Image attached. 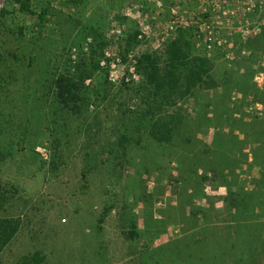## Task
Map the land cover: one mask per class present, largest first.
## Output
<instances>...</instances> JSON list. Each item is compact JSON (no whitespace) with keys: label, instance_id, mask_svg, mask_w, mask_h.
<instances>
[{"label":"rangeland","instance_id":"1","mask_svg":"<svg viewBox=\"0 0 264 264\" xmlns=\"http://www.w3.org/2000/svg\"><path fill=\"white\" fill-rule=\"evenodd\" d=\"M30 6L0 0V218L19 222L0 264H264V0ZM180 35L215 86L159 113L143 57ZM82 71L65 106L57 81Z\"/></svg>","mask_w":264,"mask_h":264},{"label":"trees","instance_id":"2","mask_svg":"<svg viewBox=\"0 0 264 264\" xmlns=\"http://www.w3.org/2000/svg\"><path fill=\"white\" fill-rule=\"evenodd\" d=\"M32 0H15L19 11L32 14ZM7 11L0 9L1 19ZM45 12L38 15L39 20L45 19ZM190 42L184 35H180L169 43L162 53V58L145 55L143 57L146 78L156 92L157 112L165 107H175L180 100L190 97L196 89H210L215 86L211 77L213 63L206 57L194 55ZM0 57V66L2 64ZM88 79L87 73L82 71L78 76L67 74L57 81L58 98L62 104L68 106L75 104L79 99V88ZM154 118L150 125L149 135L156 141L169 142L177 124L172 119L164 120L162 117ZM153 115V116H154ZM19 230V222L14 219L0 218V252L9 244ZM44 257L40 253L24 256L16 264H43Z\"/></svg>","mask_w":264,"mask_h":264},{"label":"built area","instance_id":"3","mask_svg":"<svg viewBox=\"0 0 264 264\" xmlns=\"http://www.w3.org/2000/svg\"><path fill=\"white\" fill-rule=\"evenodd\" d=\"M169 28L171 31L174 30V27L172 25ZM252 32L253 31L249 27H244L241 31L242 35H244L246 37L250 36L252 34ZM208 42L210 43L209 45H214V43H215L217 46H221V43L216 42V40H214L213 37L208 38ZM255 82H256V86L259 90L264 89V73L257 74L255 77ZM256 108H258L257 110H261V105L260 104L256 105Z\"/></svg>","mask_w":264,"mask_h":264}]
</instances>
